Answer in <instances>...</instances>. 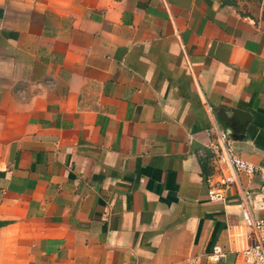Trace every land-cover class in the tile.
Wrapping results in <instances>:
<instances>
[{
  "label": "crops",
  "instance_id": "crops-1",
  "mask_svg": "<svg viewBox=\"0 0 264 264\" xmlns=\"http://www.w3.org/2000/svg\"><path fill=\"white\" fill-rule=\"evenodd\" d=\"M214 124L264 168V0H0V264H248Z\"/></svg>",
  "mask_w": 264,
  "mask_h": 264
},
{
  "label": "built area",
  "instance_id": "built-area-1",
  "mask_svg": "<svg viewBox=\"0 0 264 264\" xmlns=\"http://www.w3.org/2000/svg\"><path fill=\"white\" fill-rule=\"evenodd\" d=\"M210 148L218 162H224L225 169L220 168L210 174L206 181L208 182V196L209 200L213 202L225 203L228 200V191L233 186L239 185V174L241 172L247 175L257 170L261 173L262 187L264 193V168H258L251 162L238 156L231 143L228 141V134L222 131L217 124L210 128ZM242 196V204L246 214L250 216L251 229L253 231V240L242 251V257L248 264H264V217L252 218L251 210L248 204V194L244 190H240ZM216 258L223 256V250L216 246L213 250ZM182 264H201L198 257L193 256L185 260Z\"/></svg>",
  "mask_w": 264,
  "mask_h": 264
}]
</instances>
